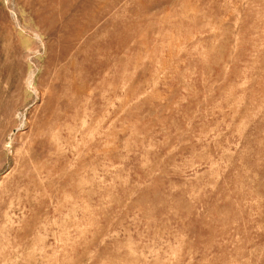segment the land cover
Listing matches in <instances>:
<instances>
[{
    "label": "rangeland",
    "instance_id": "374dc122",
    "mask_svg": "<svg viewBox=\"0 0 264 264\" xmlns=\"http://www.w3.org/2000/svg\"><path fill=\"white\" fill-rule=\"evenodd\" d=\"M0 264H264V0H0Z\"/></svg>",
    "mask_w": 264,
    "mask_h": 264
}]
</instances>
